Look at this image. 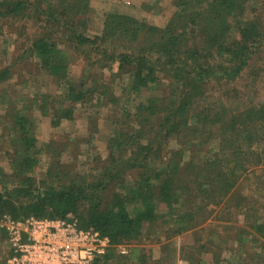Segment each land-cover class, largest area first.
Wrapping results in <instances>:
<instances>
[{
	"label": "trees",
	"instance_id": "16d2710c",
	"mask_svg": "<svg viewBox=\"0 0 264 264\" xmlns=\"http://www.w3.org/2000/svg\"><path fill=\"white\" fill-rule=\"evenodd\" d=\"M177 1L176 17L164 29L129 16H108L100 43V39L92 40L85 34L89 0H0V20L25 17L30 11L32 16L38 17L36 21L42 24V29L48 27L49 31L63 35L74 48L85 51L90 58L96 55L90 60L92 67L103 68L110 62L119 63V73L112 74L113 77H120L133 68L128 83L123 86V93L141 99L135 106L123 107L122 117L128 126L125 124L124 129L111 138L106 160L98 158L97 168L87 173L75 165H49L45 177L54 185L47 187L39 186L30 177L37 167L39 153L37 139L31 132L33 125L25 112L28 106L11 117L13 169L7 175L0 167V175L13 183L14 189L0 193V217L77 222L81 229L99 232L110 239L112 250L95 264H111L112 260L115 261L112 264H129L130 259L126 256L116 260L113 248L139 239L148 226L155 229L156 222L170 216L169 213L193 223L194 210L199 207L197 200H201L205 207H231L229 203L235 197L238 171L243 173L247 166L254 165L246 164L251 158L257 165L264 166V106L251 107L227 121L216 118L214 124L220 126L214 132L208 125L213 123L211 115L205 110L197 111V102L204 94V84L213 80H236L250 57L264 44V37L252 41V49L238 43L240 48L230 51L226 64L217 63L216 56L224 57L228 53L227 40L232 32V21L242 15L245 0ZM247 32L244 31L245 39H249ZM52 37L51 33L39 34L28 50L49 76L63 82L64 96L60 101L43 96L36 104L43 115L52 113L54 122L62 118L71 120L74 105L86 101L90 95L107 97L108 84L92 81L94 85L87 89L86 80L79 84L70 81L65 48ZM196 37L201 39L200 43L186 48L188 40ZM113 38L132 44L144 42L146 55H154L161 71L173 76L174 88L169 98L141 97L144 92L155 89L157 65H153L146 55L110 53L105 44ZM90 73L85 74L88 80L92 78ZM8 75L9 69L0 71V84L8 79ZM205 134L209 140H216V134L219 136L224 158L200 151ZM170 137L178 138L184 145L166 151V140ZM186 156L189 161H185ZM0 180L4 179L0 177ZM121 181L123 184L120 185ZM161 205L166 206L167 212H160ZM234 207L241 209L238 201ZM218 219L216 216L212 220L217 222ZM172 221L170 219L169 223ZM187 229L189 226L181 228L179 233ZM256 231L264 237V223ZM245 237V231L238 234L237 241L242 246ZM257 241L252 240L253 243ZM213 260L216 264H234L220 254H214ZM255 261V257L238 260L240 264H257ZM141 264H149L145 256Z\"/></svg>",
	"mask_w": 264,
	"mask_h": 264
},
{
	"label": "rangeland",
	"instance_id": "374dc122",
	"mask_svg": "<svg viewBox=\"0 0 264 264\" xmlns=\"http://www.w3.org/2000/svg\"><path fill=\"white\" fill-rule=\"evenodd\" d=\"M177 4V0H89V8L85 16L88 22L85 34L92 40L100 39L101 43L107 17L113 14L133 17L139 21H146L150 26L164 29L176 17ZM30 15L28 11L25 17L0 20V71L10 70L8 79L0 84V167L7 175L13 169L10 139L14 133L9 131L12 121L10 118L28 106L25 112L33 125L31 132L37 139L39 153L37 167L30 177L39 186L47 187L54 183L45 177L49 165L61 164L67 167L75 165L87 173L97 168L98 158L102 157L106 160L111 138L121 128L124 129L126 124L122 117L123 107L135 106L141 99L123 93V86L128 83L130 74L134 72L133 68L128 69V72L120 77H113L112 74L119 73V63L110 62L103 68L92 67L90 60L96 55L90 58L85 51L74 48L63 35L49 31L48 27L42 29V24L36 21L38 17ZM27 16L30 18H26ZM244 31H248L249 39H245L246 36L244 38ZM44 32L51 33L53 40H58L65 48L70 81L79 84L80 81L86 80L87 89L94 85L92 81H98L100 85L108 84L107 97L90 95L86 101L74 105L71 120L62 118L54 122L52 113L43 115L38 103L36 104L43 96L52 97L53 101H60L64 96L63 82L59 78L49 76L40 61L28 50L32 41ZM60 33L63 31L61 30ZM263 37L264 0H245L242 15L238 20L232 21V32L227 40L228 53L224 57L216 56L215 61L226 64L230 59V51L240 48L238 43L252 49L250 46L252 41ZM200 40L199 37L189 39L186 48L197 46ZM108 41L105 46L114 55L128 52L141 57L148 53L144 52L145 45L142 44L144 42L132 44L119 38ZM146 56L153 65L156 63L154 55ZM155 65H157L155 75L158 77V82L152 92H144L141 96L143 99L155 96L162 100L172 95L173 76L161 71L158 63ZM87 71L91 72L89 77L92 78L89 80L86 77ZM202 91L204 94L198 99L197 111L205 110L211 115L213 123L208 125L214 132L220 126L219 123L214 124L216 118L227 121L230 117L242 114L251 107L264 106V44L250 57L248 65L236 80H213L204 84ZM116 99L121 100L115 102ZM216 137V140H209L205 134L201 140L200 151L218 154L224 158L220 138L217 134ZM166 141V151L179 149L184 145V142L179 143L178 138L170 137ZM203 157L201 155L200 158ZM189 160L186 156L185 161ZM247 163L254 165L247 166L243 173L238 171V182L233 192L235 197H232L233 201L229 203L231 207H228L230 210L223 207L215 209L212 205L205 207L201 200H197L196 205L199 207L194 210L196 217L193 223L185 222L182 217L168 212L170 216L159 219L155 229L148 226L139 239L114 247L116 260L118 257L126 256L130 259L129 264H141L145 256L149 264L158 262L216 264L213 255L220 254L224 260L234 264H240L238 262L240 258L250 260L253 257L257 264H264V237L256 231V228L264 223V166L257 165L254 158ZM0 177L4 179L0 180V193L13 191L14 184L7 182L1 175ZM121 184L123 181L120 182ZM239 197H242V201ZM237 201L241 209L234 207ZM160 212H167L165 205L160 206ZM210 212H213L212 215H209ZM216 216L219 217V221L213 222L212 219ZM170 219L173 220L171 224ZM186 226H189V229L179 233V230ZM242 231L246 232L244 246L237 241L238 234ZM253 239L258 241L253 243ZM215 244L221 246L217 247ZM122 248L128 252L127 255L121 254ZM10 254L5 233L0 231V264H8ZM113 262L115 261L112 260L111 264Z\"/></svg>",
	"mask_w": 264,
	"mask_h": 264
},
{
	"label": "built area",
	"instance_id": "2783aa9c",
	"mask_svg": "<svg viewBox=\"0 0 264 264\" xmlns=\"http://www.w3.org/2000/svg\"><path fill=\"white\" fill-rule=\"evenodd\" d=\"M10 247L8 264H95L111 248L110 239L59 219L0 217ZM122 248L121 254L127 255Z\"/></svg>",
	"mask_w": 264,
	"mask_h": 264
}]
</instances>
